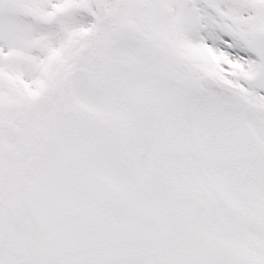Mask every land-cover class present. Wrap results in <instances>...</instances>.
Wrapping results in <instances>:
<instances>
[{"label": "snow or ice", "instance_id": "obj_1", "mask_svg": "<svg viewBox=\"0 0 264 264\" xmlns=\"http://www.w3.org/2000/svg\"><path fill=\"white\" fill-rule=\"evenodd\" d=\"M0 264H264V0H0Z\"/></svg>", "mask_w": 264, "mask_h": 264}]
</instances>
